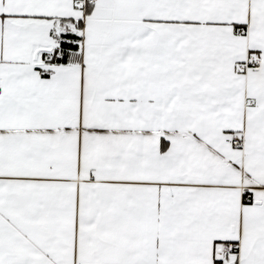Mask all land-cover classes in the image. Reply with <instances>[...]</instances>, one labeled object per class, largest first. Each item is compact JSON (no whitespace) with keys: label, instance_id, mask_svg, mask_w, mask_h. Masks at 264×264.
I'll return each instance as SVG.
<instances>
[{"label":"snow or ice","instance_id":"1","mask_svg":"<svg viewBox=\"0 0 264 264\" xmlns=\"http://www.w3.org/2000/svg\"><path fill=\"white\" fill-rule=\"evenodd\" d=\"M0 264H264V0H0Z\"/></svg>","mask_w":264,"mask_h":264}]
</instances>
